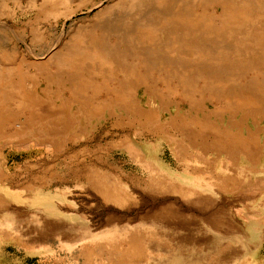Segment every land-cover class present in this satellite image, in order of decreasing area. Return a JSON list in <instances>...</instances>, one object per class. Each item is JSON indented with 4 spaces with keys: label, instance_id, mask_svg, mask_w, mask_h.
Here are the masks:
<instances>
[{
    "label": "rangeland",
    "instance_id": "374dc122",
    "mask_svg": "<svg viewBox=\"0 0 264 264\" xmlns=\"http://www.w3.org/2000/svg\"><path fill=\"white\" fill-rule=\"evenodd\" d=\"M0 264H264V0H0Z\"/></svg>",
    "mask_w": 264,
    "mask_h": 264
},
{
    "label": "bare ground",
    "instance_id": "6f19581e",
    "mask_svg": "<svg viewBox=\"0 0 264 264\" xmlns=\"http://www.w3.org/2000/svg\"><path fill=\"white\" fill-rule=\"evenodd\" d=\"M55 1V0H54ZM51 5H54V3L52 2V4ZM245 17V16H244ZM80 46V45H79ZM92 48V49H91ZM91 48H88V49H83V48H70V49H64L65 51H67V52H71L72 53V56L74 57V56H76L75 54H83V56L84 57H81L80 58V60H82V59H86V58H93V57H95V56H97V52L99 51L100 52V50H97L96 49V47H91ZM83 49V50H82ZM91 50V52H88V51H90ZM94 51V52H93ZM106 53L108 54V55H110L111 53H109L108 51H106ZM104 56V55H103ZM111 58V57H110ZM87 60V59H86ZM94 60V59H93ZM110 60V59H109ZM70 62L72 61V59H70L69 60ZM69 62V63H70ZM72 62H74V61H72ZM71 62V63H72ZM79 62H81V61H79ZM79 62L77 63L78 64V66L80 65L79 64ZM74 64H76L75 62H74Z\"/></svg>",
    "mask_w": 264,
    "mask_h": 264
}]
</instances>
